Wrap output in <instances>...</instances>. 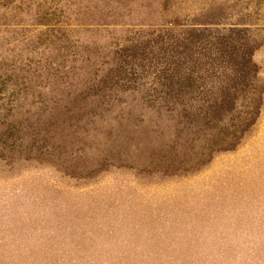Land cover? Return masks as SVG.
<instances>
[{"label":"rangeland","instance_id":"obj_1","mask_svg":"<svg viewBox=\"0 0 264 264\" xmlns=\"http://www.w3.org/2000/svg\"><path fill=\"white\" fill-rule=\"evenodd\" d=\"M192 29L252 46L219 120L232 84L174 104L155 63ZM22 63L0 96V264H264V0H0V66Z\"/></svg>","mask_w":264,"mask_h":264},{"label":"trees","instance_id":"obj_2","mask_svg":"<svg viewBox=\"0 0 264 264\" xmlns=\"http://www.w3.org/2000/svg\"><path fill=\"white\" fill-rule=\"evenodd\" d=\"M13 16L11 14V17ZM213 32L210 33L209 29L190 30L183 37V42L159 51L155 63L159 66L161 63L168 66L167 70L170 72L168 81L173 80L171 85L173 89L166 95L174 104L183 105L184 101L189 100L190 97L198 95L196 98H199L201 94L212 93L216 87L222 88L223 83H229V87L232 84L233 94L224 89L218 95L210 97L211 104L208 107L207 116L219 120L222 111L232 109L230 103L232 104L233 101L231 99H236L235 93L245 86V80L252 70L250 66L252 46L248 42L246 51H222L219 46H226L227 39L230 37L232 41V38L218 30ZM3 65L0 66V96L8 99L3 94L5 88H8V85L14 88L19 87V75L16 73L25 71V67L28 66L22 63L20 67L14 66L13 70ZM6 69L13 71L11 74H6ZM221 104L222 106H218ZM247 124L248 121L244 119L240 122L238 129H242ZM231 138L235 136L232 135Z\"/></svg>","mask_w":264,"mask_h":264}]
</instances>
